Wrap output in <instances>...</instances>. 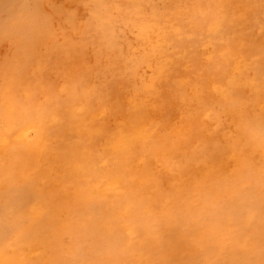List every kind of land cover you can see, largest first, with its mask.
Wrapping results in <instances>:
<instances>
[{
  "label": "rangeland",
  "instance_id": "374dc122",
  "mask_svg": "<svg viewBox=\"0 0 264 264\" xmlns=\"http://www.w3.org/2000/svg\"><path fill=\"white\" fill-rule=\"evenodd\" d=\"M71 1L0 0V6L2 5L0 8V79L2 80L3 74L7 72L10 73L8 76H15V72L21 67L22 71L25 70L24 72L27 74L33 64L39 65L41 74H44L52 85L56 84V88L60 87L65 93L73 90L76 92L75 99L78 100L76 104L83 103V108L80 110L76 109V112H80L81 123L95 122L103 124L110 118L109 116L112 113L110 111L112 103L108 101V94L105 89L114 83L113 73H115L124 85L123 95L125 94L126 107L128 105L130 107H127V109L131 113V122L137 125L139 149L145 152V150L166 151L169 148L171 149L169 152L174 154V150L177 152L179 148L178 146L176 148L174 146L176 144L173 142L177 140L178 126L176 121L172 120L171 122L169 120L167 127L156 121V126L152 128V118L159 114V111L158 108L155 109L157 113H155L156 111H150L147 108L148 101L146 99L141 102L142 105H139V113L134 114V107L138 106L140 101L138 100L139 96L136 93V88L140 84V79L151 75L150 72L153 69L152 66L149 68L147 65L144 66V64L136 65V61L140 55L139 51H143V46L146 48L157 47L167 37L169 31L174 30L181 34V32L185 31V28L189 31L191 30L197 37L188 34L190 39L195 40L203 37L206 40L201 50L204 51L202 53L204 57H207V60L220 59L223 62L222 65L226 61L230 62L229 70L231 74L226 76L224 80H218L216 85L224 94L229 91L232 93L229 96L232 106L230 111L227 110L229 112L227 115L220 113V118L216 124L218 125L217 129H221L220 133H224L229 130V127H232L235 130V137L232 140L236 142V145L240 146L238 156L233 155V159L230 162L231 167L225 170L224 177H228V180L223 187L224 192L233 193L237 195V198H233L226 206L223 205V201L216 203L214 206L215 211L209 210L210 213L204 215V227L190 231H184L183 226L186 221L174 212L172 204L168 207L169 210L174 212L175 223H183V226L178 230L171 225H167L160 215L153 213L148 214V217H150L148 225L138 224L129 217L128 211L130 207L123 205L127 203H123L121 205L122 208L113 207L110 209V213L116 218L100 220L98 216L107 209L105 206L99 205V196H95L94 192H101L102 185L98 180L94 181L86 175L79 176V181L76 184L77 191L83 193L89 201L77 204L76 207L78 208H75L72 220L80 222L83 229L82 235L71 239L72 250L61 254L58 257V263L53 261L52 258H45L35 262V264H264V185L260 188L262 191L257 196L259 200L252 201L248 199L245 203L246 205L243 206L246 210L241 211V185L244 190L249 192L251 183L248 180L255 178L258 181L262 178L264 171V0H208L209 3L214 4V9L209 12H204L201 9V4L205 0ZM233 1H237L233 4L234 9L237 11L240 12L241 9L253 11L252 20L249 23L251 27L248 33L254 43L248 44L239 53H236L235 47L239 44V38H241L242 34L241 32L235 34L234 32L237 29L233 31L232 28L231 30L228 28L224 32L210 33V26L219 21L222 22L224 18L221 7L232 4ZM47 5L52 6L48 7ZM101 7L102 10H100ZM133 8H136V10ZM4 9L7 10L5 11ZM43 9H48L49 11H44ZM177 11L178 14H183L180 25L169 24L172 22L171 16ZM6 13H9V17L6 16ZM2 20L3 22L6 20V23H3ZM239 20L241 22V18ZM198 24L202 27L203 33L197 32L196 27L198 28ZM47 31L51 33L45 35L48 33ZM5 33L7 34L5 35ZM42 34L45 36L43 37ZM213 38L217 40V45L213 43ZM39 39L40 41L38 42ZM167 43L165 41V44ZM5 63L7 64L5 65ZM12 68L14 69L12 70ZM119 68L122 70L121 73ZM219 70L222 69L220 68ZM69 73L73 75V78H68L70 76ZM83 74L87 75V80L85 79L87 82L84 87L80 86L81 88H78L76 84ZM123 74L126 76H123ZM24 78L29 77L24 76ZM19 79L20 76H18ZM102 91L104 94L101 98ZM241 91L242 93L246 92V96H241ZM54 92L51 90L52 97ZM44 95V90H42L41 94L39 92L30 97L29 100L33 105H36V103L38 104L47 98ZM76 106L73 107L75 108ZM83 112L87 114L85 115ZM241 120L245 121L243 136H245L244 139L252 152L247 158L250 163L255 164L256 162L261 167L256 166L257 170L251 165H247V163L241 165ZM104 125L105 123L101 126ZM143 128H145V131ZM1 131L2 129H0ZM153 132L156 133L157 139L152 144H149V148L146 149L142 142L148 141ZM29 133L26 140L33 136L32 131H29ZM108 136L103 138L101 146H105ZM167 159L172 158L168 157ZM6 164V159H0V264H31L28 248L40 238L45 239L40 232L45 231L47 224L51 223L50 212L53 207L57 204H63L64 200L61 197V193L65 192L67 184L65 182V185H62V181L58 179L60 177L56 174L57 172L50 168L44 170L46 180L43 179L39 184L36 183L35 185L32 184L33 176L30 178L31 171L27 173V170H22L20 179L22 182L17 184L15 180H12L13 177L5 172ZM40 166L37 168L39 172L41 171ZM41 183H45V186L39 187L42 185ZM58 184L61 186L59 187ZM175 184V181L170 183L171 187ZM54 186L61 188V190L54 192ZM112 186L114 185L108 183L105 188H107V191H111L110 187ZM50 194L52 197L49 198ZM93 197L94 200L92 199ZM29 205H33L35 208ZM24 209H26V212ZM250 209L253 210L254 216H256L253 222H249L246 219V213ZM35 210L38 211L37 214ZM32 211L34 214L31 213ZM30 217L32 220H30ZM9 233H13V235H9ZM157 236H160V238H157ZM246 236L250 237L247 238ZM246 240L250 241L247 242ZM164 241L167 244H163ZM181 241H183L182 244Z\"/></svg>",
  "mask_w": 264,
  "mask_h": 264
},
{
  "label": "bare ground",
  "instance_id": "6f19581e",
  "mask_svg": "<svg viewBox=\"0 0 264 264\" xmlns=\"http://www.w3.org/2000/svg\"><path fill=\"white\" fill-rule=\"evenodd\" d=\"M235 2L237 1H233L232 4L226 3L227 5L221 7L224 18L222 19V22L219 21L210 26V33L224 32L225 30H228V28H230V30L232 28L233 31L237 29L234 33L238 34V32H241L242 34L241 38H239V44L235 47L236 53H239L241 50L245 49L248 44L250 45L254 43L252 37L248 33V30H250L251 27V24L249 23L252 20L253 11L243 9H241L240 12L237 11L234 9L233 5ZM52 5L54 4L52 3ZM47 6L49 7L50 5ZM133 9L136 10V8ZM201 9L204 12H209L214 9V4L205 0L204 3L201 4ZM4 10L6 11L7 9ZM47 10L45 9L44 11ZM100 10H102V7ZM6 14V16L9 17V13ZM10 16L12 15L10 14ZM182 16L183 14L180 15L177 11L171 16L172 22L169 24L174 23V25L179 26ZM240 18L241 22L239 20ZM50 24L52 25V23ZM196 29L198 33H203L202 27L199 24ZM238 29L240 30L238 31ZM190 31L187 28H185V31L181 32V34H178L177 31L174 30L169 31L167 37H165L162 43L157 47L151 46V48H146L143 46V51H139L140 55L137 57L136 61V65L144 64V66L147 65L149 68L152 66L153 69L152 71L150 70L151 75L147 77L142 76L143 78L141 79L139 78L141 81L136 88V93L138 94V100L140 101L138 106L136 105V107H134V114L139 113V105H142L141 102L146 99L148 101L147 108L150 111L155 112V109L157 108L159 111V114L152 118V128L156 126L157 122H161L164 124V127H167L169 120L171 122L172 120H175L176 125L178 126L176 135L177 140L173 142L176 144L174 146L176 148L178 146L179 148L177 149V152L174 150V154L173 152H169L171 150L169 148L166 151L145 150V152L139 149L140 144L138 140L137 125L131 122V113L127 109L129 105L126 107L125 94L123 95L124 85L115 73H113L114 83L105 89L108 94V101L112 103L110 110L112 113L111 116H109L110 118L104 122V126H101L104 123H81L80 112H76V109L80 110L83 108V103L79 105L76 104L78 103V100L75 99L76 92L73 90L71 92L66 91L65 93L60 87L56 88V84L52 85L45 75L41 74V68L39 65L33 64L27 74L24 72L25 70L22 71V67L15 72L16 75L13 77L8 76L10 74L8 72L3 74L2 80L0 79V129H2L0 132V159L7 160L4 169L6 170L5 172L13 177L12 180H15L18 184L22 182L20 180L22 170H27V173L31 171L30 178L33 176L32 184L35 185L45 179L46 174L44 175V170L50 168L57 172L56 174H58L60 178L62 177V180L58 178L62 181V185H65V182L67 184L65 192L61 193V197H63L64 200L63 204H57L53 207L50 212L52 218L51 223L49 222V224H47V228L44 229L45 231L40 232L45 239L40 238L28 248V255H30L29 261L31 264H35V262H39L45 258H52L53 261L58 263L57 260L61 254L64 252L68 253L69 250H72L70 244L71 239L73 237H81L83 232L82 225H80V222L78 221H73L72 215L78 208L76 207L77 204L89 200L85 198L83 193L77 191L78 188L76 187V184L79 181V176L86 175L94 181L98 180L102 185L101 192H94L95 196H99V205L105 206L107 209L99 216L96 214L100 220L116 218L110 213V209L113 207H121L123 203H127L123 205L130 207V210L128 211L129 217L138 224L140 223L144 226L148 225L150 220L148 214L153 213L160 215L167 225H171L174 229L178 230L183 226V223H179L178 221V223H175L176 218L173 216L175 212L186 221L184 222L186 224L183 226L184 231H190L195 228L204 227V215L210 213L209 210L215 211L214 206L216 203L223 201V205L226 206L233 198H237V195H234L233 193L224 192L223 187L228 180V177H224V174L226 173L225 170L231 167L230 162L233 159V155L238 156L240 146L236 145V142L232 140L235 137V130L232 129V127H229L228 131L220 133L221 129H217L218 125L216 124L220 118V113L222 112L227 115L232 106V101L229 99V96L230 94L232 95V93L229 91L224 94V92L219 90L216 85L218 80H224L226 76L231 74V71L229 70L230 62L226 61L225 64L222 65L223 62H221L220 59L213 58L211 61L207 60V57H204L202 53L204 51L201 50L206 40L203 37H199L195 40L190 39V35L196 36V34L191 31L192 35ZM7 33H5V35ZM49 33L51 32L44 34L48 35ZM39 41L40 39L38 42ZM165 41L168 43L165 44ZM212 41L217 45V40L215 38H213ZM213 48H215V46H213ZM125 57L127 58L126 55ZM6 64L7 63H5V65ZM120 68L119 72L121 73L122 70ZM220 68L222 70H219ZM13 69L14 68H12V70ZM142 73L144 72L142 71ZM124 75L125 74H123V76ZM18 76H20L19 80ZM24 76H28L29 78L25 79ZM68 78H73V75L70 74ZM85 79L87 80V75L83 74L76 84L78 88L80 86H85L87 82ZM71 82H73V80H71ZM42 90H44V96H47V98L45 97L47 100L45 99L40 101V103L33 105L29 98L39 92L41 94ZM51 90L52 92L55 91L53 97L51 96ZM101 93L100 97L102 98L104 92L102 91ZM241 96H246V92L242 93L241 91ZM218 105H220V107H218ZM73 106L76 107L74 108ZM155 113H157V111ZM83 114L85 113L83 112ZM243 125L245 128V121L241 120V165L247 163V165H251L257 170V167L260 166L257 165L256 162L255 164L252 162L250 163L247 158L252 152L250 151V147H248V143L244 139ZM144 129L145 128H143V130ZM29 131H32L33 136L30 139L28 138L29 140H26L28 134H30ZM108 133L110 134L109 136ZM155 134L156 133L153 132L148 141L145 140L142 142L146 149L149 148V144H152L157 139V135ZM107 136L106 144L103 147L101 146V142L103 141V138ZM253 145L255 146V144ZM168 157H171L172 159H167ZM39 165H41L40 172L37 169ZM1 169L3 168L1 167ZM54 181L53 183L56 182ZM173 181H175L176 184L171 187L170 183ZM248 181L251 183V190L249 192L244 190L241 185V211L246 210L243 206L246 205L245 203L248 199H251L252 201L259 200L257 196L259 195V192L262 191L260 188L264 185V171L262 178L258 181L255 178H251ZM45 183H43L44 185L41 183L42 185L39 187L45 186ZM108 183L114 185L110 187L111 191H107V188H105ZM58 186L60 187L61 185L58 184ZM59 187L56 188L54 186V189H52L54 192L60 191L61 188ZM50 195L49 198L52 197V195ZM92 199L94 200V197ZM38 204L40 205V203ZM170 204H172L174 212L169 210L168 206ZM33 205L30 207H33ZM24 210L26 212V209ZM33 211L31 213L34 214ZM41 212L44 213L43 211ZM35 213L37 214L38 211L35 210ZM246 214V219L249 222H253L256 219L253 210H248ZM30 220H32L31 217ZM9 235H13V233H9ZM22 235L21 237H23ZM24 237L26 238V236ZM28 237L30 238V236ZM157 238H160V236H157ZM182 243L183 241H181V244ZM163 244H167V242L165 243L164 241ZM168 244L170 243L168 242ZM161 248L163 249L162 245ZM161 248L159 249L162 250Z\"/></svg>",
  "mask_w": 264,
  "mask_h": 264
}]
</instances>
